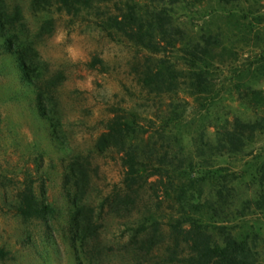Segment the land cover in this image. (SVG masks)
<instances>
[{
  "label": "trees",
  "instance_id": "obj_1",
  "mask_svg": "<svg viewBox=\"0 0 264 264\" xmlns=\"http://www.w3.org/2000/svg\"><path fill=\"white\" fill-rule=\"evenodd\" d=\"M206 1L54 0L57 12L74 21L92 9L95 26L117 35L137 58L132 78L138 88L135 100L142 103L112 109L90 147L94 154H115L122 166L119 186L110 189L104 202L112 217L122 218L126 264H264L260 235L242 220L251 208L264 209V157L250 153L240 174L209 163L214 156L242 152L264 135V88L256 87L264 78L259 0H214L218 8L207 15L224 14L230 31L209 24L188 28L175 20L177 9L198 10ZM29 4L35 15L45 14L38 32L26 24L17 1L0 0V38L35 91L39 114L50 120L45 100L58 93L65 77L61 70H38L34 40L52 19L41 0ZM238 42L253 48L241 60ZM181 89L199 108L200 120L209 118L194 129L191 150L181 135L189 105ZM227 98L236 100V107L228 104L214 112ZM208 126L214 127L210 135ZM77 174L65 173V187L71 182L79 188ZM245 176L252 186L244 184ZM27 190L12 205L15 213L53 211ZM82 200L76 193L71 199L69 225L75 236L84 226L81 213L88 208L91 215L93 209Z\"/></svg>",
  "mask_w": 264,
  "mask_h": 264
},
{
  "label": "rangeland",
  "instance_id": "obj_2",
  "mask_svg": "<svg viewBox=\"0 0 264 264\" xmlns=\"http://www.w3.org/2000/svg\"><path fill=\"white\" fill-rule=\"evenodd\" d=\"M4 1L9 5L17 1L26 24L38 32L44 12L35 15L29 0ZM42 4H46L52 22L34 40L38 70H61L65 77L58 93L45 100L50 120L39 114L35 91L22 79L15 56L4 50L0 38V264H126L122 218L112 217L104 202L110 189L119 186L122 166L115 154H94L90 147L112 109L142 103L135 100L138 88L132 78L137 58L117 35L110 36L95 26L92 9L74 21L57 12L54 0H41ZM211 8L218 6L207 0L198 10L177 9L174 18L188 28L209 24L212 29L219 26L230 31L224 14L207 15ZM257 10V27L264 41V0H259ZM236 51L241 60L253 48L238 42ZM256 87L264 88V78ZM180 95L189 103L181 135L184 146L191 150L194 129L202 122L207 124L209 118L200 120L192 99L183 89ZM228 104L235 108L237 102L227 98L213 111L221 113ZM242 108L240 105L237 111ZM213 130L208 126L207 133ZM250 153L264 157V135H257L242 152L214 156L209 163L240 174L251 160ZM71 172L80 174L79 188L71 182L65 187L64 175L71 177ZM244 181L250 184L246 176ZM28 187L36 202L49 203L53 211L28 216L15 213L12 205L28 193ZM75 193L82 194V202L93 208L91 215L88 208L81 213L85 222L78 236L69 225ZM242 220L253 225L264 250V209L251 208Z\"/></svg>",
  "mask_w": 264,
  "mask_h": 264
}]
</instances>
